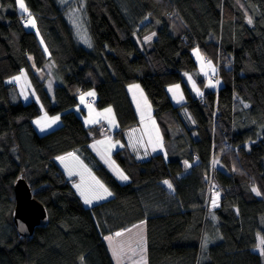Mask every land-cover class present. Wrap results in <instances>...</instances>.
<instances>
[{
  "label": "trees",
  "instance_id": "obj_1",
  "mask_svg": "<svg viewBox=\"0 0 264 264\" xmlns=\"http://www.w3.org/2000/svg\"><path fill=\"white\" fill-rule=\"evenodd\" d=\"M24 3L27 13L15 0H0V264H114L104 235L140 221L147 264H264V244L261 253L254 250L264 240V0H85L91 49L75 44L54 0ZM31 15L58 76L52 96L34 73L47 56L25 27ZM151 30L150 47L141 46L138 37ZM193 48L215 65L212 83L220 82L200 97L184 80L198 69ZM21 69L38 102L12 98L5 79ZM133 81L169 149L141 159L126 146L114 151L129 178L121 183L88 147L100 126L86 127L73 108L79 93L93 88L98 108L112 106V134L122 138L138 123L126 90ZM175 83L184 93L179 105L167 91ZM41 110L59 115L42 134L33 123ZM75 150L109 188L107 199L85 206L58 166V155ZM214 158L220 166H212ZM20 176L48 217L22 236L12 222V186ZM210 188L219 190L213 208Z\"/></svg>",
  "mask_w": 264,
  "mask_h": 264
},
{
  "label": "rangeland",
  "instance_id": "obj_2",
  "mask_svg": "<svg viewBox=\"0 0 264 264\" xmlns=\"http://www.w3.org/2000/svg\"><path fill=\"white\" fill-rule=\"evenodd\" d=\"M54 1H55V4L57 5V7L60 10H62V13L65 17L66 22L68 23V26H69V29H70L71 34L73 36L75 44L78 46H82L84 48H87V49H91L92 48V41H91V38H90V35L88 32V27L86 24V18H85V14H84L85 0H54ZM16 9L19 12H23L19 8L18 4H16ZM29 18H31L32 20L35 21V26L33 27L32 25H28L25 23V27L27 29L33 30L37 34V37H38V40L42 46V49L44 50V52L47 56V60L41 68L37 69L36 66L33 65L34 73L36 74V76L38 77L39 80L45 81V88L47 89L48 93L52 96L54 85L59 82L58 76L55 73L54 64L52 63V60L49 56V52H48V49L46 47L45 40L43 39L42 35L40 34L39 30L37 29L35 17L33 15H31L28 17V19ZM23 19H25V18L23 17L22 20ZM147 21H148V17H144L141 21H139L137 23L136 28L142 26ZM154 36H155V31L151 30L147 34H142L141 36H139L138 39L139 38L140 39L138 40V43L142 44L141 46H144L145 44H147L146 46L148 48V47H150L151 41L154 38ZM148 37H150V39H147ZM197 50L198 49H194V48L192 49V54H193V56L197 62V65H198V69L195 70L196 73H195V71H189L188 73L185 72L186 74L184 73L185 74L184 80H185V82L189 88V91L191 92V94L194 97L201 96L203 94L204 89L217 88V86L220 85L219 81H218V83H212V82L206 80V76L209 73L216 76V68H215V65L213 63L204 62L202 60L201 55L198 53ZM29 60L33 63L32 57H30ZM208 67H210V70L208 69ZM198 73L201 74V75H198L201 79L198 78V76L196 75ZM16 77H20V79L16 80L15 79ZM189 78H191V79H189ZM199 79L202 82H199ZM5 82L12 84V89L15 91L13 93V96H12V98L14 100H21L24 103H27L31 99H33V100H36L38 102L34 88L32 87L30 78L27 75V72L25 69H21L18 73L7 77L5 79ZM193 83H195V86H196L195 88H193ZM130 84L131 85L128 87V90H129L130 96H131V98H132V100L136 106L137 116H138V118H141L140 121L142 123L140 124V128H141V131L143 132L142 134L145 135V140L149 144L150 143L152 144V143H154L155 135H161V134H160V131L157 127L155 128V130L152 129L151 124H150V120L145 118L152 111L151 106H150L151 104H149V102L147 100L148 99L147 95L145 94L144 89H143L142 85L140 84V82L133 81ZM134 85H138V87H132ZM176 85H179V89H177L175 87ZM170 89H171V91H170ZM197 89L199 90L198 92H197ZM91 90H93V88ZM167 91H168V94L170 96L171 102L174 105H179V104H182L184 102V93H183L182 86L180 83H175V84L168 86ZM82 92L83 91H81L78 95V109H79L81 118L85 124V122L87 123V120L85 118L84 110L80 109V105L85 106V107H88V106H86L85 103L83 104L80 100V96H81ZM93 93L95 94V96L93 95V99H94V103H95L96 93L94 91H93ZM90 97H92V96H88L85 98H90ZM243 104L246 105L245 103H243ZM89 107L94 109L96 112H98L99 110H101L105 107H110V109H112V116L116 119V117L114 115L113 108L110 105L102 107V108H97L96 104H93L92 106H89ZM85 110H86V108H85ZM180 113H181V117H182L183 121L185 122V125L190 129L193 128L194 122L191 119V117L189 116V114L186 112L185 108H181ZM57 116L59 117V115H57ZM52 117H55V115H51V116L47 115L46 118H39L38 117L39 119L37 121H39V123H37V121H36V123H37L36 124V126H37L36 130L38 133L42 134L44 132H47V131L51 130L52 128H54L58 125L56 123L53 124L50 122ZM108 117H109V115H108ZM110 119H111V117H110ZM106 123L108 126L106 125ZM106 123H103L99 126H100L103 134L106 137H109L113 132L110 129V128H114L113 121L112 120L106 121ZM93 125H95V123ZM93 125H90V126L85 125V126L91 127ZM102 125L106 126L105 131L102 130ZM42 128H43V130H41ZM130 128H132V126ZM130 128H128L126 131H128ZM101 131H100V133L95 134L93 136V138L98 139L101 136V133H102ZM191 133L193 136L196 137V132H191ZM133 140L136 141V136H134V135H133ZM117 141H121V138H118ZM142 149H143V147H142ZM128 150L131 153H133L138 159L143 158V156L138 157L135 154L133 149L130 148ZM137 152L140 153L139 150H137ZM56 158H55V160L57 161ZM184 162L185 161H183V163ZM184 165H185V163H184ZM212 166H214V167L220 166L217 158H214L212 160ZM69 182H70V180H69ZM107 189H109V188L107 187ZM210 189H211V190H209L210 193L206 194V198L208 200V204H210L211 208H213L218 203L219 190L217 192L216 188H210ZM211 191H212V193H211ZM213 201H215V203H213ZM116 232H122L123 235L117 237V236H115ZM109 236L112 237L111 241L106 239V237H109ZM103 239L107 243V246H108V249H109V252L111 254V257H112L114 264H147L145 223H144V221H140V222L135 223L134 225L127 227V228H124V229L115 230L110 234L109 233L105 234ZM262 240H263L262 238L258 240V244L254 249L255 251L260 252V253H261V247L263 246V244L261 243ZM114 248L121 249V251L119 252L118 255H114V252H113Z\"/></svg>",
  "mask_w": 264,
  "mask_h": 264
},
{
  "label": "crops",
  "instance_id": "obj_3",
  "mask_svg": "<svg viewBox=\"0 0 264 264\" xmlns=\"http://www.w3.org/2000/svg\"><path fill=\"white\" fill-rule=\"evenodd\" d=\"M208 69L210 70V67H208ZM188 73V72H187ZM196 73V71H195ZM186 74V73H185ZM184 74V75H185ZM197 75V74H196ZM131 84H127L126 85V89H127V93L129 95V98L131 100V103L135 109L136 115H137V110H136V106L130 96V92L128 90V87ZM89 92H93V90L89 89L86 91H83L81 96L84 97L83 99V104L85 103L86 106H82L80 105V109L84 110L85 113V118L87 121H96L95 124L101 125L103 123H106V121H113V126L114 128H110L111 131H115L118 129V122L117 120L112 116V109L110 112L106 111L107 109H110V107H105L101 110H99L98 112H96L94 109H92L89 106H92L93 104H87L85 97H88L87 93ZM81 96H80V100H81ZM200 97V96H198ZM149 102V99H147ZM150 104V102H149ZM109 106V105H108ZM151 106V105H150ZM86 108V110H85ZM98 108V107H97ZM152 109V107H151ZM73 110L78 114V116L81 118L79 109H78V103L75 105V107L73 108ZM58 114L55 115V117H57ZM109 115V117H108ZM115 115V114H114ZM47 114L41 110V113L38 115L39 118H46ZM51 116V115H49ZM35 118L33 120V123H35V125L37 124L36 121L39 118ZM111 117V119H110ZM146 119L150 120V124L152 129L155 130V128L157 127L156 123H155V117L153 116V111H151L146 117ZM138 123L137 125L133 126L132 128H130L128 131L124 132V136L121 138V141H117L118 138H115L113 136V134H111L109 137H106L103 132L101 133V136L96 139V138H91V140L88 143V147L91 150V152L93 153V155L96 157V159L116 178V180H118L121 183L127 182L123 181L121 179H119L117 172L115 171V169H119L120 171L123 172V170H121L119 168V166L115 163L114 158H113V152L123 148L124 146H127L129 149H133L135 154L138 157H144L146 155H149L151 153H155V152H162L165 151V149H169L167 147V142L166 145L164 144L163 140L161 139V137H159V135H155V139H154V143H148L145 140V135L142 134L143 132L141 131L140 128V124L142 123L140 120L141 118H138ZM82 120V118H81ZM51 122V120H50ZM59 122V120H57L55 123L57 124ZM83 122V120H82ZM84 124V122H83ZM94 123H86L84 125H93ZM107 125V123H106ZM108 126V125H107ZM35 128H37V126H35ZM133 135L136 136V141L133 140ZM98 142H102V143H98ZM137 144V145H136ZM143 147V149H142ZM155 149V150H153ZM137 150L140 151L137 152ZM168 151V150H167ZM70 152L64 153L59 155L58 157H65L66 159L62 162L61 160L57 159V164L59 165V167L61 168L62 172H64V175L70 180L71 184L73 185V187L75 188L76 192L79 194L81 200L83 201V204L85 206H89L92 203H96L102 200H105L106 198H108L109 196H107L105 194V197L103 199H93L91 204H85L84 203V198L80 195L79 190L75 187L76 184H83V185H88V184H93V177H95L96 180H99L106 188L107 186L103 183V181L97 176V174L94 172L93 168L91 167V165L81 156V154H79V152L72 151L71 153L73 154V157H69L68 154ZM75 157V159H74ZM83 165V167H81L80 165ZM69 170H72L74 174L72 176H69L68 172ZM124 175H126L123 172ZM81 176L83 177V179H81ZM128 177V176H127ZM129 179V178H128ZM109 191V190H108ZM107 244V243H106Z\"/></svg>",
  "mask_w": 264,
  "mask_h": 264
},
{
  "label": "water",
  "instance_id": "obj_4",
  "mask_svg": "<svg viewBox=\"0 0 264 264\" xmlns=\"http://www.w3.org/2000/svg\"><path fill=\"white\" fill-rule=\"evenodd\" d=\"M14 205L12 222L16 232L30 235L35 227L48 221L47 211L43 203L31 191L28 180L24 176L16 178L12 186Z\"/></svg>",
  "mask_w": 264,
  "mask_h": 264
},
{
  "label": "snow or ice",
  "instance_id": "obj_5",
  "mask_svg": "<svg viewBox=\"0 0 264 264\" xmlns=\"http://www.w3.org/2000/svg\"><path fill=\"white\" fill-rule=\"evenodd\" d=\"M15 3L19 5V8L27 13L28 12V9L24 3V0H15ZM249 23H251V20H249ZM26 24L28 25H32L33 27L35 26V21L32 20L31 18H29L27 21H26ZM147 39H150V37H148ZM16 80H19L20 77H16L15 78ZM191 79V78H189ZM132 87H138V85H134ZM177 89H179V85H176L175 86ZM195 83H193V88H195ZM171 91V89H170ZM199 90L197 89V92ZM88 96H93L94 93L93 92H89L87 93ZM182 98V97H181ZM83 99L84 97L81 96V102H83ZM106 111L110 112L111 109H107ZM57 120H59V117H52L51 118V123H55ZM88 123H95L96 121H87ZM37 123H39V121H37ZM43 130V128L41 129ZM98 143H102V142H98ZM155 150V149H153ZM69 157H73V154L72 153H69L68 154ZM59 160H61L62 162L66 159L65 157H58ZM75 159V157H74ZM185 165H187V161L184 162ZM81 167H83L82 163L80 165ZM115 171L117 172V175L119 177V179L123 180V181H126L128 180V177L126 175L123 174L122 171H120L119 169H115ZM69 176H72L74 174H77V173H74L72 170H69L68 172ZM81 179H83V177L81 176ZM94 183L93 184H88V185H83V184H76L75 187L79 190L80 192V195L84 198V203L85 204H91L92 203V200L93 199H103L105 197V194L107 196H111L112 193L108 191V189L99 181V180H96L95 177L92 178ZM164 183L166 185H168L169 188L172 187V185L168 182V181H164ZM253 191H256V189H253ZM259 194V193H257ZM213 203H215V201H213ZM123 233L122 232H116L115 233V236L119 237V236H122ZM106 239L108 240H112V237L109 236V237H106ZM262 244H264V240L261 241ZM121 251V249H118V248H114L113 249V252H114V255H118L119 252Z\"/></svg>",
  "mask_w": 264,
  "mask_h": 264
},
{
  "label": "built area",
  "instance_id": "obj_6",
  "mask_svg": "<svg viewBox=\"0 0 264 264\" xmlns=\"http://www.w3.org/2000/svg\"><path fill=\"white\" fill-rule=\"evenodd\" d=\"M206 79H207L208 81L215 82V81H217L218 78H217V76H214L213 74H210V73H209V74L206 76ZM93 101H94L93 96L87 99V103H88V104H91ZM102 130H106V126H105V125L102 126Z\"/></svg>",
  "mask_w": 264,
  "mask_h": 264
},
{
  "label": "clouds",
  "instance_id": "obj_7",
  "mask_svg": "<svg viewBox=\"0 0 264 264\" xmlns=\"http://www.w3.org/2000/svg\"><path fill=\"white\" fill-rule=\"evenodd\" d=\"M88 99V98H87ZM87 99H86V102H87ZM96 101V100H95ZM94 103V101L91 103V104H93ZM88 104V103H87ZM103 126V125H102ZM105 131V130H104ZM70 153L72 152V151H69Z\"/></svg>",
  "mask_w": 264,
  "mask_h": 264
}]
</instances>
